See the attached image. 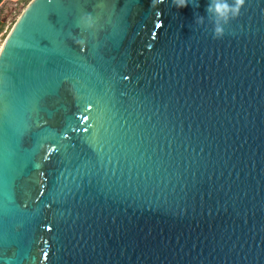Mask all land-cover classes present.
Returning <instances> with one entry per match:
<instances>
[{
	"label": "water",
	"instance_id": "obj_1",
	"mask_svg": "<svg viewBox=\"0 0 264 264\" xmlns=\"http://www.w3.org/2000/svg\"><path fill=\"white\" fill-rule=\"evenodd\" d=\"M207 3H26L0 46V264H264V0L218 39Z\"/></svg>",
	"mask_w": 264,
	"mask_h": 264
},
{
	"label": "clouds",
	"instance_id": "obj_2",
	"mask_svg": "<svg viewBox=\"0 0 264 264\" xmlns=\"http://www.w3.org/2000/svg\"><path fill=\"white\" fill-rule=\"evenodd\" d=\"M165 0H150V8L155 10L156 14H160L158 6ZM172 6L177 9L188 6L189 4L197 6V0H170ZM245 0H208L206 5V15L201 16L194 14V25L203 24L207 18L212 25L213 38H221L224 35L225 27L228 23L240 14V9L244 5ZM93 16L90 12H82L78 23L86 29L95 27ZM74 43L79 44L83 48L84 41L75 39Z\"/></svg>",
	"mask_w": 264,
	"mask_h": 264
},
{
	"label": "rangeland",
	"instance_id": "obj_3",
	"mask_svg": "<svg viewBox=\"0 0 264 264\" xmlns=\"http://www.w3.org/2000/svg\"><path fill=\"white\" fill-rule=\"evenodd\" d=\"M29 0L0 1V46L15 19Z\"/></svg>",
	"mask_w": 264,
	"mask_h": 264
},
{
	"label": "snow or ice",
	"instance_id": "obj_4",
	"mask_svg": "<svg viewBox=\"0 0 264 264\" xmlns=\"http://www.w3.org/2000/svg\"><path fill=\"white\" fill-rule=\"evenodd\" d=\"M157 16H159V14H156ZM94 23H97V21H93ZM156 28H160L161 27V23L157 22L156 25H155ZM85 30H88L85 28ZM89 107H91V105H89Z\"/></svg>",
	"mask_w": 264,
	"mask_h": 264
},
{
	"label": "trees",
	"instance_id": "obj_5",
	"mask_svg": "<svg viewBox=\"0 0 264 264\" xmlns=\"http://www.w3.org/2000/svg\"><path fill=\"white\" fill-rule=\"evenodd\" d=\"M1 1V0H0ZM0 28H1V26H0Z\"/></svg>",
	"mask_w": 264,
	"mask_h": 264
}]
</instances>
